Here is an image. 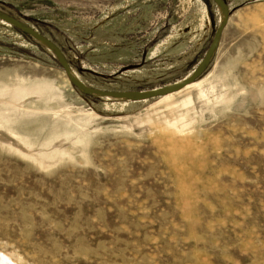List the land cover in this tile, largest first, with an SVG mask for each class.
Instances as JSON below:
<instances>
[{
  "label": "rangeland",
  "instance_id": "obj_1",
  "mask_svg": "<svg viewBox=\"0 0 264 264\" xmlns=\"http://www.w3.org/2000/svg\"><path fill=\"white\" fill-rule=\"evenodd\" d=\"M223 1L202 84L169 100L86 94L51 47L0 20V101L25 95L4 112L16 136L0 129V254L264 264V0ZM0 14L119 95L185 82L224 20L214 0H0Z\"/></svg>",
  "mask_w": 264,
  "mask_h": 264
},
{
  "label": "water",
  "instance_id": "obj_2",
  "mask_svg": "<svg viewBox=\"0 0 264 264\" xmlns=\"http://www.w3.org/2000/svg\"><path fill=\"white\" fill-rule=\"evenodd\" d=\"M214 1L218 4V6L220 8L223 9L224 20L221 24L218 25V27L215 31V36H214V38H213V40L209 46L208 52L206 53V55L202 59L201 63L191 73L190 77L188 78V80L186 82L181 83V84H177V85L173 86L172 88H169L168 90H164V91H160V92H156L155 90H151V91H147V92L122 93L121 95H119V94H115V93H105V92H101L98 90L90 89V88L86 87L81 81L74 79L70 76V70H69L70 68L68 67V63H67L65 57L61 54L60 50L53 43H51L47 38L38 34L35 31L31 30L30 28L25 27V26L17 23L16 21L9 19L8 17H6L2 14H0V20L10 24L11 26L15 27L19 31L25 33L26 35L33 37L37 41L43 42L46 45H48L49 47H51L54 50V52L56 53V55L59 57L60 65H61L62 69L65 71V73L67 74V76L69 77L70 81L74 85H76L80 90H82L84 93L92 95V96L103 95V96H110V97H114V98H125V97H128L130 95H133L136 98L152 99L155 97L165 96L167 94L174 93V92L182 89L186 85L193 83L201 75V72L203 71L204 67L207 66L209 64V62L211 61V59L215 53L219 38H220V36H221V34H222L226 24H227V18H228V8H227V5L225 4V2L223 0H214Z\"/></svg>",
  "mask_w": 264,
  "mask_h": 264
},
{
  "label": "bare ground",
  "instance_id": "obj_3",
  "mask_svg": "<svg viewBox=\"0 0 264 264\" xmlns=\"http://www.w3.org/2000/svg\"><path fill=\"white\" fill-rule=\"evenodd\" d=\"M41 43H43V42H41ZM43 44H45V43H43ZM73 76H74V74H73ZM76 76V75H75ZM189 78V77H188ZM188 78L186 79V81L188 80ZM204 80V79H203ZM203 80L202 81H198V82H194V83H192V84H188L186 87H183L182 89H181V91L180 92H174V93H170V94H167V95H165L163 98H162V100H169L170 98H172L175 94H179V93H181L182 91H184V90H187V89H193V88H198L201 84H202V82H203ZM185 81V82H186ZM184 83V82H183ZM179 84H181V83H179ZM177 85V84H176ZM175 86V85H174ZM173 87V86H172ZM172 87H170V88H172ZM164 90H168V88H166V89H163V90H161V91H164ZM9 92V91H8ZM156 92H160V91H156ZM7 93V92H6ZM0 96H3L2 97V99L3 98H5L4 97V95L3 94H1ZM24 96L25 95H21V93L19 94V93H16V92H14V93H12V92H10V94H9V97H8V99L7 100H3V101H0V104H2L3 106H5V107H7V108H9V109H4L5 111H1V109H0V129H5L6 130V132L8 131L10 134H12V135H14V133H13V130L11 129L12 127H11V116L9 115V114H6V113H4V112H9L10 113V111H11V113H12V111L13 110H15V108L16 107H19V105H18V103H19V101H21L23 98H24ZM1 99V100H2ZM17 117H18V115H16ZM15 121V120H14ZM13 124V123H12ZM15 128V127H14ZM14 136H16V135H14ZM14 136L12 137V138H14ZM16 139V138H15ZM17 139H19V138H17ZM20 140V139H19ZM18 140V141H19ZM21 142V141H20ZM24 144L23 145H25V146H27L28 148L30 147V145L31 144H29L28 145V143H25V142H23ZM51 146V145H50ZM31 149V148H30ZM40 162V161H39ZM41 163H42V161H41ZM0 264H14L10 259H9V257H6L5 255H3V254H0Z\"/></svg>",
  "mask_w": 264,
  "mask_h": 264
},
{
  "label": "trees",
  "instance_id": "obj_4",
  "mask_svg": "<svg viewBox=\"0 0 264 264\" xmlns=\"http://www.w3.org/2000/svg\"><path fill=\"white\" fill-rule=\"evenodd\" d=\"M23 35L27 36L25 33L22 32Z\"/></svg>",
  "mask_w": 264,
  "mask_h": 264
}]
</instances>
